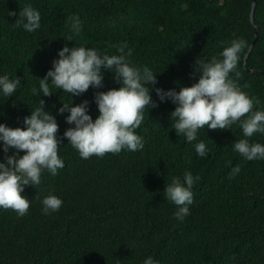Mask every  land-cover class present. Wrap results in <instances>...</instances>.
Listing matches in <instances>:
<instances>
[{
	"label": "trees",
	"instance_id": "16d2710c",
	"mask_svg": "<svg viewBox=\"0 0 264 264\" xmlns=\"http://www.w3.org/2000/svg\"><path fill=\"white\" fill-rule=\"evenodd\" d=\"M253 1L0 0V75L21 82L13 97L0 94V123L23 128L24 118L43 101L44 111L56 117L58 137L74 127L66 123L70 113L59 114L63 103L87 100L89 114L97 118L95 93L120 87L112 71L102 69L104 86L82 96L71 98L51 83L50 96L32 91H39V79L65 45L108 55L120 54L123 47L132 66L157 74L155 88L179 91L198 82L199 74L193 78L198 59H222L223 49L243 38L247 47L230 78L259 100L254 111L264 110V0H256L255 25ZM28 5L41 15L35 32L14 25ZM152 99L158 106L145 108L136 130L144 142L140 151L83 159L63 140L58 154L65 167L57 175L45 170L39 185L25 186L27 214L0 209V264H143L148 256L158 264H264V160L246 161L233 151L231 146L245 138L238 124L231 130L205 126L196 141L187 142L171 128L176 106L161 102L155 91ZM249 139L264 144L259 133ZM201 141L207 158L195 151ZM4 156L0 148V160ZM237 165L239 173L230 175ZM185 172L199 180L192 188L190 214L180 222L164 191ZM49 194L63 204L45 215L42 200Z\"/></svg>",
	"mask_w": 264,
	"mask_h": 264
},
{
	"label": "clouds",
	"instance_id": "9594fccd",
	"mask_svg": "<svg viewBox=\"0 0 264 264\" xmlns=\"http://www.w3.org/2000/svg\"><path fill=\"white\" fill-rule=\"evenodd\" d=\"M14 25L27 32H35L41 27L40 12L28 5L20 11ZM68 41H72L71 38ZM246 47L243 38L232 40L230 46L220 53L222 59L196 61L193 78L199 74L197 83L181 87L179 91H165L155 88L157 74L150 68L145 66L141 69L130 64L123 47L118 48L120 54L108 55L92 47L70 48L65 45L58 52V59L53 60L52 69L39 79V91L32 89L35 95H52L51 83L70 94L71 98L82 96L90 88L104 86L102 69L114 72V80L120 87L95 93L94 102L99 111L95 120L89 114V101L76 106L63 103L59 114L70 113L66 116V123L74 127L65 130L62 137L57 135L59 125L56 117L44 111V101L42 107L32 109L31 115L24 118L23 128H11L0 123V148L5 153L4 159L0 160V209H12L21 217L27 214L30 199L22 195L25 186L39 185L45 170L57 175L58 170L65 167L58 154L64 139L83 159L93 155L103 157L122 150H142L143 138L136 130L144 120L145 108L158 106L152 99L153 91L161 102L170 100L176 106L171 112V128L187 142L196 141L198 130L205 126L212 130H231L233 125L238 124L245 138L231 146L233 151L246 161L264 160V144L250 142L249 139L257 133L264 135V110L254 111V104H259V100L254 101L230 78V74L237 69L240 53ZM236 75L239 76V73L236 72ZM20 86L19 78L0 75V94L13 97ZM194 147L201 158H207L209 152L204 142H198ZM10 149H15L14 154L8 155ZM239 171L237 165L230 175ZM197 180L198 176L185 172L183 178L174 177L171 183H166L164 193L167 200L176 206L173 217L180 222L190 214L192 188ZM62 204L61 198L49 194L42 200V212L45 215L57 212ZM143 264H158V261L148 256Z\"/></svg>",
	"mask_w": 264,
	"mask_h": 264
},
{
	"label": "water",
	"instance_id": "95a60500",
	"mask_svg": "<svg viewBox=\"0 0 264 264\" xmlns=\"http://www.w3.org/2000/svg\"><path fill=\"white\" fill-rule=\"evenodd\" d=\"M256 5H257V1L254 0L253 1L252 13H251V20H252V23L254 25H255V22H254V19H253V15H254V11H255ZM258 34H259V28L256 27V37H258ZM254 46H255V43H253L252 46L250 47V50H249L248 54L246 55L245 61H247V59H248V57H249V55H250V53H251V51H252V49H253ZM253 73L258 74L256 72H253ZM260 74H264V73H260Z\"/></svg>",
	"mask_w": 264,
	"mask_h": 264
},
{
	"label": "bare ground",
	"instance_id": "6f19581e",
	"mask_svg": "<svg viewBox=\"0 0 264 264\" xmlns=\"http://www.w3.org/2000/svg\"><path fill=\"white\" fill-rule=\"evenodd\" d=\"M253 17H254V15H253ZM258 38V37H257ZM255 43V42H254ZM254 48V47H253Z\"/></svg>",
	"mask_w": 264,
	"mask_h": 264
}]
</instances>
